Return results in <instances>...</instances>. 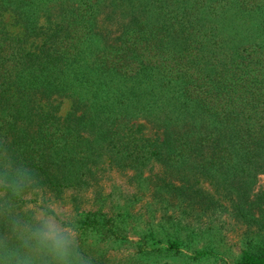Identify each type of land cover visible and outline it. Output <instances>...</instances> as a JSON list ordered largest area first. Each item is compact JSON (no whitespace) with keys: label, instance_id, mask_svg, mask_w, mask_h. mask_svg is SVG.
Instances as JSON below:
<instances>
[{"label":"trees","instance_id":"1","mask_svg":"<svg viewBox=\"0 0 264 264\" xmlns=\"http://www.w3.org/2000/svg\"><path fill=\"white\" fill-rule=\"evenodd\" d=\"M112 169L134 171L163 216L133 253L123 205L63 222L75 264L217 256L194 209L230 211L248 235L234 264H264V0H0V241L19 248L13 222L36 223L19 211L29 195Z\"/></svg>","mask_w":264,"mask_h":264},{"label":"rangeland","instance_id":"2","mask_svg":"<svg viewBox=\"0 0 264 264\" xmlns=\"http://www.w3.org/2000/svg\"><path fill=\"white\" fill-rule=\"evenodd\" d=\"M12 20L7 16V21H11L10 28L18 30L19 27L13 26ZM69 107V102H66L63 105V112L65 113ZM163 170L159 164H154L153 167L149 168L147 174L161 173ZM134 175V171L131 170L112 169L106 172L105 177L94 187L82 192L66 190L61 194H56L50 191H39L34 196L29 195L28 198L34 201L27 203L19 211L23 218L27 219L26 221H36L39 214L53 216L67 232L71 233V229L63 222L76 225L75 222L84 211L102 208L103 212L113 214L115 213L114 205H123L129 211L126 217V226L130 234L122 247L128 253H133L134 249L136 250L140 246L139 235L146 234L150 227L160 221V217L164 213L162 206H151L152 201L156 199L149 190L144 191L137 188L139 182L134 180ZM205 187L211 190L207 185ZM261 187H264L263 175L255 191ZM45 208L53 209L56 214L46 213ZM175 209L174 206L170 207L166 217L173 214ZM198 213H200L198 210H192L187 222L196 229L208 226L215 227L212 233L217 238L215 248L218 255L203 258L200 261L199 259L193 260L190 259L191 250L185 249L182 255L172 257L169 260L166 258L164 262L168 261L169 264H234L246 247L245 242L248 238L246 225L236 219L230 211L224 212L221 209V212L216 211L215 214L211 215L203 213L197 218L195 215Z\"/></svg>","mask_w":264,"mask_h":264},{"label":"clouds","instance_id":"3","mask_svg":"<svg viewBox=\"0 0 264 264\" xmlns=\"http://www.w3.org/2000/svg\"><path fill=\"white\" fill-rule=\"evenodd\" d=\"M13 236L19 248H9L7 240L0 241L4 249L5 264H38L51 259L55 264H75V238L53 216L39 214L36 224L14 221Z\"/></svg>","mask_w":264,"mask_h":264}]
</instances>
